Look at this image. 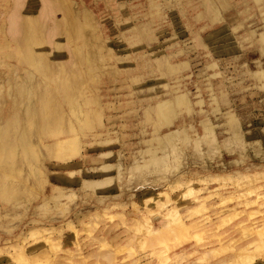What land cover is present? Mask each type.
Listing matches in <instances>:
<instances>
[{"label": "rangeland", "instance_id": "1", "mask_svg": "<svg viewBox=\"0 0 264 264\" xmlns=\"http://www.w3.org/2000/svg\"><path fill=\"white\" fill-rule=\"evenodd\" d=\"M159 63L180 116L142 143L124 84ZM23 110L51 131L0 142V264H264V0H0V123Z\"/></svg>", "mask_w": 264, "mask_h": 264}, {"label": "crops", "instance_id": "2", "mask_svg": "<svg viewBox=\"0 0 264 264\" xmlns=\"http://www.w3.org/2000/svg\"><path fill=\"white\" fill-rule=\"evenodd\" d=\"M83 19L88 21L90 19V15L88 13H84L83 14ZM79 29H77L76 31H78ZM57 34V32H54L53 35L55 36ZM77 50V61H70V60H65L64 61V65L68 68L71 69L72 72L71 74L73 76L76 77L77 79V86L79 88V86L81 85L80 83V79H84L83 76L85 74L84 69H85V53H84V48H79L76 49ZM185 52H190V53H196L198 52L197 50V46L193 45H185L184 48L182 49ZM136 51H138V49H136ZM179 50L175 51L178 52ZM58 54H54V56H57ZM82 58V59H81ZM63 59H60L59 61H54V62H62ZM192 62H188V68L189 65ZM163 67H166L165 64H162ZM158 68L160 69L161 74L158 72L157 68L152 69L151 70V77L147 78L146 77V68L141 69L139 77H136V79H132V80H136L137 82H125L124 85H126V94H128V98L126 99V101H135L138 100L141 102L140 106H136L135 108H130L126 106V108H123L121 110H119L120 116H124L125 118H131L133 116L136 117H140V131H135L132 134V140L135 139L138 135L140 136L139 138L141 139L142 143H145V140L143 139L144 134H148L149 130H148V125L147 123L149 122L150 126L152 127V131L156 134H158L159 132H161V130L163 128H165L163 126L160 127V120L156 119V118H160L161 116H167L170 115L171 117H175L178 118L180 115V109H176L174 104L176 103V101L179 103V100H181V97H174L172 99H170V90L168 91L165 86L169 85V79L171 76L169 77H165L164 74V70L161 67L160 63ZM187 68V69H188ZM185 69V70H187ZM56 70H60L58 68V66L52 67L51 70V74H55ZM75 70V71H74ZM165 70L168 72V68L166 67ZM186 72V71H185ZM164 73V74H163ZM63 74V73H62ZM168 74H172L171 72ZM65 75V74H63ZM101 78H110L109 74L106 73L104 74ZM134 78V77H132ZM110 81V80H109ZM112 83V81H110ZM114 82V81H113ZM83 86V84H82ZM167 90V91H166ZM107 95V92H106ZM100 97V96H99ZM39 99L42 100V96H38ZM61 100H66L67 101V97L63 98L60 97ZM77 100H75L76 106H78L76 108V106L73 104V109H69L66 111L65 116L67 117L66 119V123H65V128H64V132L68 133V129H70V116H77L78 118L83 116L85 113L83 111V109H81V104L79 101L84 100V96L80 95V93L78 92ZM13 100H15V98H13ZM13 100L11 99V102H13ZM92 100H94V98H92ZM99 100H101V97L99 98ZM169 102L168 104V110H170L169 106L173 105V108L171 111H166L167 106H165L166 102ZM185 101V99H184ZM84 103V102H83ZM128 105V104H126ZM129 109V110H128ZM72 110V112H71ZM185 110H188V108H185ZM190 111V113L187 114H195V110H188ZM29 115H33V117H38V116H34V115H39L36 112H32V111H20V115H19V122H20V126L18 127V129L16 128L13 132H11L10 127H9V123L10 121H12L13 119H11L10 121L8 120L7 124L6 123H0V142H7V143H11L13 146H16V144H18V146L20 144H22L21 142H26L28 143V146L31 145H36V142H38V131L44 132L47 134V132L51 131L50 127L49 128H40L39 124H40V119H36L35 123L37 124V127H33V129L29 126V120H28V116ZM7 117L10 118V114L7 115ZM8 118V119H9ZM5 117H3V121L5 122ZM79 120V119H78ZM77 120V121H78ZM75 121V120H74ZM73 121V122H74ZM178 122V120L176 119L175 121L170 122V125L174 123V125ZM104 123V122H103ZM102 123V129L103 127H105V125L103 126ZM73 126H77L75 124H71ZM8 130V138L7 139H2V137L6 134ZM134 130H131V133ZM11 133H14V135L11 136ZM45 137V136H44ZM42 139V138H41ZM44 141V139H42ZM61 143H65V141H61ZM45 157H50L51 155V151H52V147L46 145L45 147Z\"/></svg>", "mask_w": 264, "mask_h": 264}, {"label": "bare ground", "instance_id": "3", "mask_svg": "<svg viewBox=\"0 0 264 264\" xmlns=\"http://www.w3.org/2000/svg\"><path fill=\"white\" fill-rule=\"evenodd\" d=\"M23 88V87H22Z\"/></svg>", "mask_w": 264, "mask_h": 264}]
</instances>
